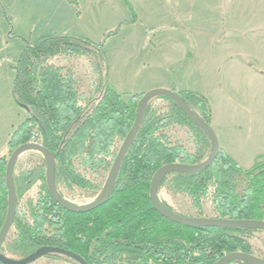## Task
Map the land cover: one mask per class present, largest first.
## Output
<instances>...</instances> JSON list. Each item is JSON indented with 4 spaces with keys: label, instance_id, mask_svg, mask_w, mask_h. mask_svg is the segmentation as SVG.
<instances>
[{
    "label": "trees",
    "instance_id": "1",
    "mask_svg": "<svg viewBox=\"0 0 264 264\" xmlns=\"http://www.w3.org/2000/svg\"><path fill=\"white\" fill-rule=\"evenodd\" d=\"M122 1L131 11L128 0ZM101 45L66 34L44 35L27 41L13 61L11 96L27 118L10 134L8 146L11 150L28 142L31 128L37 127L43 146L54 155L56 188L60 184L70 188L92 187L90 178L82 175L76 165L90 173L100 168L110 170L119 149L111 165L108 157L115 151L116 141H124L134 121L135 96L125 102L113 86L104 82L99 96L81 103L82 96L75 93L63 68L48 62L60 53L85 54L90 50L102 61ZM177 92L192 109L198 107L200 116L210 124L211 109L203 95L190 90ZM161 98L169 102L173 111L166 116H153L147 104L106 201L94 209L77 213L57 204L46 187L44 159L19 176L13 169L16 212L9 232L11 238L5 239L0 251L5 249L25 259L43 248L57 247L77 254L87 264H215L230 252L251 253L246 236L263 229L188 226L163 217L153 208L149 185L159 167L174 162L197 164L203 160L199 153L182 157L179 155L182 147L168 143L164 128L169 121L187 125L200 142L201 150L206 146L210 149L204 131L187 119L174 100ZM6 161L5 156L0 157V231L8 209ZM166 180L188 194L195 205L209 197L217 215L214 218L264 221V158L245 169L219 148L215 160L203 171H171L161 178L159 187ZM36 183L37 194L25 203L28 208L18 209L19 199ZM198 217L203 218H194ZM49 255L58 254L46 252L42 256ZM0 264L9 263L0 260ZM227 264L251 263L237 259Z\"/></svg>",
    "mask_w": 264,
    "mask_h": 264
},
{
    "label": "rangeland",
    "instance_id": "2",
    "mask_svg": "<svg viewBox=\"0 0 264 264\" xmlns=\"http://www.w3.org/2000/svg\"><path fill=\"white\" fill-rule=\"evenodd\" d=\"M80 1H69L75 8L76 18L80 14L77 7ZM117 1L121 7L115 5L113 9L111 6L105 11L101 9L98 15L84 11L79 22L64 24L62 21L63 25H59L60 17L52 16L51 29L43 25H33L31 28L26 24L28 17L16 16L14 30L11 24L14 38L5 49H0V60L14 61L12 58L22 51L26 42L41 34H66L87 39L93 44H102V61L91 50L85 54L60 53L48 60L54 66L63 68V73L75 87V93L82 96L79 102L99 96L104 82L113 86L125 102L135 96L133 102L136 104L138 95L153 88H166L161 86H169L175 91H194L207 99L211 116L214 114V121L222 126L221 136L224 134L230 139L231 154L242 168H249L257 159L264 158V0H195L196 16L189 19L192 26L188 31L180 27V21H187L186 0H132L131 11L122 0ZM8 3L5 4V11L10 19L12 14ZM40 18L36 17L37 20ZM133 19H136L135 26L131 24ZM172 20H175L179 30L169 32L167 21ZM55 28L58 31H54ZM157 35L158 47L154 48L152 43ZM5 64L0 62V71ZM149 104V114L153 116L162 117L173 111L169 102L161 97L152 98ZM194 111L200 112L198 107ZM26 116L24 109L13 102L7 81L1 83L2 147L6 146L5 141L10 134L25 122ZM167 125L164 128L167 141L173 146L182 147L179 155L189 157L188 154L196 156L199 153L203 160L208 156L209 147L201 150L200 142L194 139L187 125L178 121H169ZM234 125L240 127L235 128ZM220 132L217 131L218 134ZM33 133L37 135L38 143L42 144L35 126L31 128L30 135ZM121 142L122 139L116 141L115 151L108 157L110 165ZM12 150L8 146L4 155L6 160ZM42 160V154L37 151L25 152L17 159L14 172L19 176L42 163ZM76 168L90 178L93 186L82 189L60 184L57 188L67 201L87 205L99 196L109 169L100 168L90 173L78 164ZM168 182L166 180L158 186L157 197L172 212L185 217L217 216L209 197L202 198L195 205L188 194ZM37 185H32L22 195L18 209L28 208L26 200L37 194ZM7 237L11 238L10 233ZM246 238L251 246L250 254L264 258V230L253 231ZM1 253L8 258H21L5 249ZM29 264L79 263L63 255H49Z\"/></svg>",
    "mask_w": 264,
    "mask_h": 264
},
{
    "label": "water",
    "instance_id": "3",
    "mask_svg": "<svg viewBox=\"0 0 264 264\" xmlns=\"http://www.w3.org/2000/svg\"><path fill=\"white\" fill-rule=\"evenodd\" d=\"M155 97H168L174 100L178 106L181 108L183 113L186 115L187 119L194 125L200 127L205 135L207 136L210 142V152L208 156L200 163L197 164H187L181 162L167 163L159 167L154 174L152 175L150 185H149V199L153 206V208L163 217L184 225L188 226H197V225H220L225 227H256L264 230V221L262 220H249V219H219V218H194V217H185L178 215L168 209H166L159 201L157 197V188L159 186V182L161 178L171 172V171H180L185 173H198L209 167L219 152V143L216 137V134L209 123H207L194 109L188 106L182 97L179 95L177 91H174L169 88H153L146 92H143L139 97L136 107H135V117L130 127L124 141L122 142L115 158L112 163V166L109 170L107 178L105 180L104 186L96 198L95 201L89 203L87 205H76L60 195L59 191L56 189L54 184V155L45 148L42 144L38 142H26L15 147L9 154V157L6 161L5 167V185L7 189V215L4 221L3 227L0 231V248L3 245L5 239L7 238L11 227L13 225L15 212H16V193L15 187L13 183V169L14 165L19 158V156L28 151H37L42 154L44 162H45V182L48 193L53 198V200L63 207L66 210L71 212H86L91 209H94L100 205H102L111 191L113 180L119 164L123 158V155L134 139L137 131L142 122L143 114L145 108L149 101ZM46 252H50L53 254L63 255L71 257L73 260L77 261L79 264H87L85 260H83L77 254L64 250L62 248L57 247H46L38 251L36 254L27 257L25 259H12L4 256L0 251V260L7 262L9 264H26L34 261L35 259L41 257ZM242 259L251 264H264V258L258 257L256 255L245 253L241 251H234L223 255L219 258L215 264H227L229 261Z\"/></svg>",
    "mask_w": 264,
    "mask_h": 264
},
{
    "label": "crops",
    "instance_id": "4",
    "mask_svg": "<svg viewBox=\"0 0 264 264\" xmlns=\"http://www.w3.org/2000/svg\"><path fill=\"white\" fill-rule=\"evenodd\" d=\"M69 1L71 0H10L8 2H5L4 0H0V49H5L7 47V45L12 41V39L14 38V35H12V28H11V24H13V30L15 29V17L16 16H21V17H28V19H26V24L31 28L33 27V25H43L44 27H46L47 29H51V17L52 16H59L60 17V24L63 25L62 21L64 22V24L68 23V22H79V18L81 16V13H83L84 11H89L92 12L93 14L96 13V15H98L101 11V9H103V11L107 10L110 8L111 9L114 8L115 5H120V7L122 6L121 4H119V2L117 0H82V2L80 1L79 4L77 5L78 7V13L79 16L78 18H76L77 16L75 13V8L73 6H71L69 4ZM121 1V0H120ZM132 0H128L129 4L132 7ZM189 1V3H188ZM195 0H186L187 2V21H180V27H184L186 29V31H188V28L192 26L191 22L189 21V19H192L194 16H196V7L194 5ZM122 2V1H121ZM193 2V4H192ZM8 3V8L11 11V20L9 19V15L7 14V12L5 11V4ZM198 13V12H197ZM201 13V12H200ZM200 15V14H199ZM36 17H42L40 18V20H37ZM135 21L136 19H133L131 22L132 26H135ZM175 20L167 21V25L169 27V32H173V30H179V27L177 26V24L174 22ZM10 22V24H9ZM37 23V24H36ZM69 23V24H70ZM56 26H58L56 24ZM172 27V28H171ZM38 31H40V27L36 28ZM165 29V28H164ZM49 31V30H46ZM54 31H58L57 28H55ZM66 30H64L65 32ZM40 33H42L40 31ZM57 33V32H54ZM21 35V34H18ZM17 35V36H18ZM41 36H43L41 34ZM40 37V36H39ZM145 37H147L145 35ZM155 42H153V46L154 48L158 47L157 42L159 41V37L157 35V37L154 38ZM20 53H18V55L15 58H12V60L17 59ZM5 59V58H3ZM9 60V59H8ZM0 62H6L5 66L2 71H0V84L7 81V85L10 89V96H11V87H12V81H13V75H14V71L12 69L13 66V61L11 62H7V61H3L0 60ZM3 72V73H2ZM161 87H166V88H171V87H167V86H161ZM173 89V88H171ZM12 98V96H11ZM13 100V99H12ZM14 102V101H13ZM213 112V111H212ZM221 123V122H220ZM211 127L213 128L218 143H219V148L223 149L229 156H231L234 160L235 158L232 156L231 154V141L228 137L224 136V134L221 136L222 134V126L220 124H218L217 122L214 121V114L213 117L211 116ZM235 128H239L240 126H236L234 125ZM217 131H221L220 134L217 133ZM8 140L6 139L5 143L6 146L2 147V145H0V157L4 156L8 150ZM236 161V160H235Z\"/></svg>",
    "mask_w": 264,
    "mask_h": 264
},
{
    "label": "built area",
    "instance_id": "5",
    "mask_svg": "<svg viewBox=\"0 0 264 264\" xmlns=\"http://www.w3.org/2000/svg\"><path fill=\"white\" fill-rule=\"evenodd\" d=\"M29 142H38V138L37 135L35 133H33L32 135H30V138L28 140Z\"/></svg>",
    "mask_w": 264,
    "mask_h": 264
}]
</instances>
